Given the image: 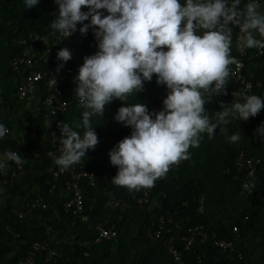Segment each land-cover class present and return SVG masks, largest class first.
Masks as SVG:
<instances>
[{
  "label": "trees",
  "instance_id": "1",
  "mask_svg": "<svg viewBox=\"0 0 264 264\" xmlns=\"http://www.w3.org/2000/svg\"><path fill=\"white\" fill-rule=\"evenodd\" d=\"M246 2L241 0L240 7ZM258 2L259 10L264 12V0ZM56 7L54 0H39L32 8H25L23 0H0V122L11 130V134L0 140V153L17 151L25 158L21 170L9 162L0 171V264H19L29 256L34 243L54 246L56 256L49 264H180L168 251L167 241L171 237L182 253L183 264H264V142L256 134L264 121V108L247 121L221 125L211 138L201 134L199 146L188 149L189 158L180 160L176 166L170 165L151 188L129 190L111 181L116 168L110 164L108 152L130 133V128L113 119L121 106V101L113 99L104 106L101 116L92 117L98 138L95 148L67 168L65 174L54 178L59 168L53 158L60 153L51 156L48 153L53 150L52 134L58 139L60 136L55 122L62 119L75 128L84 110L69 98V89L83 59L97 50L89 29L84 35L80 32L74 35L68 61L60 64L58 59H52L21 68L27 72L57 68L58 79L65 75L61 89L69 99L67 112L52 116L43 109L40 101L46 95V87L42 81L38 88L37 120L29 121L23 136L15 135L12 119H2L6 113L17 112L16 106L22 104L16 96L21 79L12 71L11 61L35 35L43 39L37 44L38 55L54 40L58 33L47 25L54 18ZM235 36L233 29L231 56H234ZM15 38L24 39L25 46L14 45ZM248 54L245 76L253 83L264 84V54H258L256 48H248ZM225 93L206 103L204 107L209 115L221 110L220 102L228 104L239 99L240 93L229 77ZM249 94L264 98L257 88ZM165 95L166 89L158 86L153 76L151 81L144 82L142 91L135 97L134 94L128 97V102L142 103L149 111L156 112L161 109ZM237 130L243 138L230 143L227 137ZM240 152L244 158L253 159L255 165L254 173L247 179L249 190H244L241 182L248 170L239 173L236 169ZM72 170L74 174L92 173L95 178L94 186L83 177L80 180L82 213L67 211L64 205L70 199L68 194L73 193L72 189L66 191ZM147 191L149 198L140 205L138 199ZM110 198L124 202L126 209H112L107 202ZM100 224L106 229L115 226L117 236L96 242ZM196 226H202L209 239L200 243L196 238L186 249L182 238ZM234 226L238 227L237 234L232 232ZM212 235L231 241L243 260L229 259L212 244ZM44 257V253L36 252V264L44 263Z\"/></svg>",
  "mask_w": 264,
  "mask_h": 264
},
{
  "label": "clouds",
  "instance_id": "2",
  "mask_svg": "<svg viewBox=\"0 0 264 264\" xmlns=\"http://www.w3.org/2000/svg\"><path fill=\"white\" fill-rule=\"evenodd\" d=\"M38 3L39 0H23L25 8ZM54 3L57 7L48 28L64 39L74 33L71 42L76 33L84 35L92 29L97 49L83 59L74 77V94L84 109L79 123L73 128L59 119L63 121L58 125L60 131L57 130L61 152L53 161L60 170L79 162L87 151L95 148L98 138L92 117L101 116L104 106L113 99L121 101L113 119L130 128V133L108 152L110 164L116 168L111 181L129 190L151 188L170 165L189 158L188 149L199 146L201 134L211 138L221 125L247 121L264 108V98L246 91L231 103L220 102L221 110L214 115H209L204 107L213 97L226 94L228 66L235 60L230 55L233 26L241 33L239 47L264 50V12L259 10L258 0H247L243 8L241 0L182 3L181 0H54ZM71 51L66 48L57 51L60 64L71 58ZM22 72L29 71L22 69ZM153 76L155 83L166 89L162 107L156 112L142 103L128 102V97L131 94L135 97ZM49 83L53 87L55 78L49 79ZM38 88L39 84L34 89ZM8 131L0 122V139ZM256 134L264 142V121ZM52 137L57 138L55 133ZM227 138L236 143L243 137L237 130ZM52 151L49 156L58 153ZM9 162L22 165L25 158L17 151L0 153V171ZM86 173L92 178L78 174L80 191L82 177L90 186L95 185L94 174ZM110 200L114 199L107 202Z\"/></svg>",
  "mask_w": 264,
  "mask_h": 264
},
{
  "label": "built area",
  "instance_id": "3",
  "mask_svg": "<svg viewBox=\"0 0 264 264\" xmlns=\"http://www.w3.org/2000/svg\"><path fill=\"white\" fill-rule=\"evenodd\" d=\"M183 0H181V3ZM84 23H87L85 21ZM81 25H77V31H79V27ZM233 29L236 32L234 44H233V50H234V57L235 60L232 64L228 66L229 68V77L233 80V83L236 87V90L238 93L246 91L247 94L252 92L255 88L259 90L262 94H264V84L261 82H251L246 76H245V68L247 62L250 60V56L248 54V48H241L238 46V38L241 35L239 28L233 26ZM74 34V33H73ZM69 36L68 38L64 39L63 36L58 34L54 40L50 43L45 45V49L42 50L40 55L37 54V44L41 42L43 39L39 37L38 35L33 36L30 38V44L28 46H25V40H14V45H21L25 46L23 50L18 53L13 60L11 61V69L12 71L16 72L18 76H20V83L17 86L16 90V96L17 98L22 101L27 96L34 90L37 84L39 82H44L43 84L46 87V95L41 99L40 105H42L43 109L45 111H49L50 115L56 116V115H63L64 113L67 112L68 106H69V99L64 96V91L61 89V84L62 82L66 79L65 75H62L60 79H58V74L57 73V68L55 70L51 69H43V70H38V71H30L27 74H24L21 70L23 66L25 67H32L35 65H39V62L41 64H44L52 59H57L56 53L59 49L66 48L69 51L72 50V36ZM260 38V37H257ZM258 54H261L263 50L261 49H256ZM60 72H64L62 68H60ZM55 78L56 83L51 86L49 83V79ZM71 86H70V96L69 98H73V100L77 103V105H80V102L78 98L74 94V89L76 87V84L74 80H71ZM63 123L62 120H59L56 122L55 127L58 131H60L58 125ZM5 125V124H4ZM6 128H8V133L6 134L9 135L11 134V130L9 126L5 125ZM5 136V137H6ZM4 137V138H5ZM3 138V139H4ZM1 140V139H0ZM52 147L55 149L56 152H61V145L59 142L58 138H55L52 140ZM53 150L52 153H55ZM178 163L173 164V166H176ZM14 165H16L13 162ZM172 166V165H171ZM17 169L21 170V165H16ZM236 169L239 173H243L246 170L248 172L246 173L244 179L241 180L242 182V187L244 190H249V183L247 182V179L254 173L255 171V165H253V159H247L244 158L243 152H240L237 159H236ZM67 169L60 170L58 169L57 172L54 173V178L59 177L60 175H63ZM71 182L66 183V191L69 192L70 189L73 190V193H69L68 195L70 196V199L64 203L65 209L72 210L73 213H82L83 211V205H82V196H81V191L79 190L78 186V178L80 175L74 174L73 171H71ZM81 176H90L88 173L83 172L81 173ZM15 177V172L12 173V178ZM92 178V177H91ZM246 178V179H245ZM5 184V181L3 182ZM149 198V192H145L139 199L138 203L140 205H143L147 202V199ZM37 205H41L42 207H45L44 204H41V202H37ZM108 205L113 208H121L124 210L126 208L125 204L121 201H115V200H110L108 202ZM22 216V214H20ZM161 227V221L160 225ZM98 238L96 242L101 241L102 239H107L111 240L114 239L117 236V232L115 230L114 226H111L110 228H104L102 224L98 225ZM232 232L234 234H237L239 232L238 227L234 226L232 227ZM159 235V232H157V236ZM198 238L200 240V243L205 242L208 240V234L205 232L204 228L202 226H196L192 229L189 230L188 234L182 238V241L185 243V248L187 249L189 246L193 244V242ZM212 244L217 247L221 252L225 253L228 255L229 259H235L237 258L238 260H242V255L235 249L233 243L228 240L224 239H218L215 235H212ZM174 238H170L167 241L168 244V251L172 255L173 259L175 262L181 263L182 259V253L178 249H176L174 243H175ZM54 246H51L47 243L39 244V243H34L31 247V251L29 253V256L26 257L25 260H22L19 262V264H36L35 261V253H44V263L42 264H49V261L52 260L55 256L56 253L53 250Z\"/></svg>",
  "mask_w": 264,
  "mask_h": 264
},
{
  "label": "crops",
  "instance_id": "4",
  "mask_svg": "<svg viewBox=\"0 0 264 264\" xmlns=\"http://www.w3.org/2000/svg\"><path fill=\"white\" fill-rule=\"evenodd\" d=\"M39 103V94L36 89H34L28 96L27 99L22 101L20 106H16L17 112L13 114L6 113L2 119L8 120L12 119V124L14 126L15 135L23 136V131L29 121L34 122L37 120V106Z\"/></svg>",
  "mask_w": 264,
  "mask_h": 264
}]
</instances>
